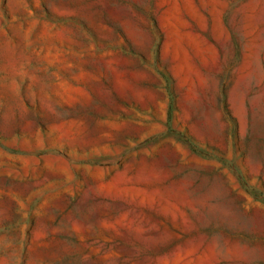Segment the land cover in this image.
Masks as SVG:
<instances>
[{"label": "rangeland", "instance_id": "374dc122", "mask_svg": "<svg viewBox=\"0 0 264 264\" xmlns=\"http://www.w3.org/2000/svg\"><path fill=\"white\" fill-rule=\"evenodd\" d=\"M0 264H264V0H0Z\"/></svg>", "mask_w": 264, "mask_h": 264}]
</instances>
